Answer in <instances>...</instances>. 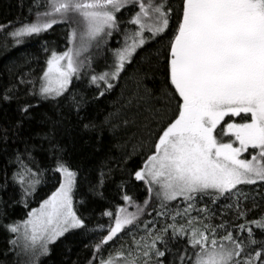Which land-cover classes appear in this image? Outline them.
I'll list each match as a JSON object with an SVG mask.
<instances>
[{
	"label": "snow or ice",
	"instance_id": "1",
	"mask_svg": "<svg viewBox=\"0 0 264 264\" xmlns=\"http://www.w3.org/2000/svg\"><path fill=\"white\" fill-rule=\"evenodd\" d=\"M129 5L138 6V11L127 21L136 28L124 31L123 44L113 50L112 63L101 73L90 72V83L98 89L103 85L99 96H104L134 62L138 50L155 41L162 46L145 49L141 60L149 63L154 75H159V95L144 84L149 74L142 73L137 79L135 100L174 102L175 111L159 128L153 150L143 165L130 174L135 181L146 185L147 198L141 205L124 194L123 201L134 204L135 211L117 207L115 213L103 212L109 218L107 234L92 245L89 264L97 259L99 264H141V258L142 264H165L162 258L172 251L170 242L177 239H185L186 246L183 254L174 255L172 264L177 260L180 264H264V240H258L254 231L264 233V216L246 219L251 209L242 205L249 194L239 187L264 185V0H180L175 9L165 0H147V3L145 0H45L47 10L38 12L35 22L10 33L15 43L20 44L24 37L39 35L65 22L70 14L78 15L83 23L82 31L72 29L69 33L68 40L73 46L63 53L52 51L41 75L19 80L25 86L26 96L49 103L53 110V115L45 114L42 123L46 127L37 135L52 149L55 167L51 171L59 175V186L38 208L28 212L24 221L3 225L14 234L9 243L17 257L22 258L17 264H41V259L50 255L49 246L61 237L74 230H88L74 204L80 169L77 166L74 170L65 159V149L59 146L57 136L67 131L69 115L74 113L83 119L80 112L86 102L71 93L70 85L73 78H80L84 67L91 69V57L86 53L94 43L99 47L102 37L120 31L121 22L116 13ZM174 17L176 23L172 26ZM15 88L17 85L0 94V103L19 99L13 91ZM132 102L130 99L129 104ZM37 107L31 100L20 104L21 118L12 128L0 130V142L7 145L12 138L9 132L19 140L24 122L33 118L32 112ZM155 111L162 115L160 109ZM226 117L240 119L226 120ZM107 122L111 124V120ZM97 127L94 121L83 123L87 132ZM23 143L24 150L17 149L9 161L15 165L11 180L19 186L22 200L35 192L43 175L39 166L33 167L35 161L28 142ZM250 149L253 151L249 152ZM245 153L251 158L245 157ZM105 175L101 170L99 181L89 185L90 191L101 198ZM8 186L5 172L0 191ZM204 197H209L212 204L221 199L231 201L222 208L244 221L235 226L236 235L231 224L223 219L219 224L212 223L216 213L207 204L197 207ZM153 198L158 202V207H153L156 216L172 223L165 222L159 229L148 231L147 239L141 237L143 244L133 237L134 251L130 248L125 252L121 245L115 253L109 252L107 258L100 255L103 246L127 226H138ZM177 200L184 206L173 210L170 204ZM256 207L259 205L253 197L252 208ZM193 212L197 215L193 216ZM224 215L226 212L222 211L220 216ZM100 230L103 231V226ZM245 232L247 236L242 235ZM158 245H163V250Z\"/></svg>",
	"mask_w": 264,
	"mask_h": 264
},
{
	"label": "trees",
	"instance_id": "2",
	"mask_svg": "<svg viewBox=\"0 0 264 264\" xmlns=\"http://www.w3.org/2000/svg\"><path fill=\"white\" fill-rule=\"evenodd\" d=\"M167 4L175 9L180 0H165ZM45 0H0V94L8 88L17 85L13 89L19 99L11 103H0V130L12 128L17 120L21 118L18 106L31 100L33 104H38L32 112V119L24 122V127L19 140L11 132L7 145L0 142V183L3 182L4 173H7L9 186L6 190L0 191V264H17L20 257L12 250L10 239L14 234L8 232L3 225L13 222H22L27 218L28 212L40 206L43 200L47 199L59 186V175L51 171L55 167V157L47 141H43L37 135L42 133L46 127L42 121L45 114L53 115V110L49 103L41 102L31 96L24 94V85L19 84L21 77L34 79L42 74L46 68V60L52 51L61 53L70 47L68 40L72 27L66 23H57L46 32L31 37L22 38L20 44H16L10 35L12 31L26 23H33L37 19V13L44 12ZM39 5V7H37ZM138 8L135 6L126 7L117 13L120 23V31H114L104 43L99 42V47H92L87 56L91 57V69L87 66L81 70L80 78H73L70 91L77 99L83 98L86 102L80 112L83 119H78L73 113L66 121V132H61L57 136L59 146L65 149V159L70 162L73 169L77 166L80 169L78 176L79 186L75 193V208L88 225V230H74L61 237L55 244L50 245V255L41 259V264H89L93 256L92 245L100 241L101 236L107 234L109 218L103 216L104 211H113L117 207H127L129 212L135 211L134 204H125L122 199L124 194L132 197L133 201L143 205L147 198V187L143 182H137L131 177V173L143 165L145 157L153 150L159 128L166 124L173 116L175 103H167L163 100H152L149 102H137L135 97L138 93L137 79L140 74L148 73L144 84L159 95L158 88L160 77L153 74V69L148 62L141 60L145 49L154 50L162 46L155 41L145 45V49L138 50L137 57L131 65L127 66V71L121 74L118 82H113L115 87L106 91L104 96H99V91L95 85L90 83L89 73H101L107 70L108 64L112 63L113 50L123 44L124 31H134L136 26L127 23ZM175 17L170 24L174 26ZM167 41H163L166 43ZM83 59V58H82ZM133 102L129 104V100ZM155 109L162 112L158 114ZM61 111H67L61 108ZM118 113V115H116ZM226 120H239V117L225 118ZM111 120V124L107 121ZM94 121L97 128L92 132L83 129V123ZM114 125V126H113ZM219 131V129H218ZM31 137V139H30ZM223 139L227 140V137ZM23 141H27L34 165L39 166L43 175L41 183L36 186L35 192L22 200V193L19 186L12 183L11 177L15 170V165L9 161L13 159L17 149L24 150ZM105 175L104 186L102 188L103 198L90 191L89 185L99 181L100 171ZM244 192L249 194V199L244 201L242 207L251 209L248 211L246 219L251 221L264 216V185H242L239 186ZM255 198L259 207L252 208V198ZM27 206H25V201ZM81 201H83L81 203ZM223 199L212 204L209 197L197 202V207L208 205L216 213L213 224H219L221 219L231 224V230L236 235L235 226L243 223V220L236 219L235 213L222 208L224 203H230ZM158 207V202L153 198L148 208L145 210L137 222L138 226H127L118 237L103 246L102 255L108 257L109 252L115 253L124 245L123 251L130 248L134 251L133 237L141 244L147 239L148 231L153 228L159 229L165 222L172 223L170 219L157 217L153 207ZM183 208L179 200L171 202L170 207ZM224 211L226 215L220 216ZM148 213H151L149 215ZM193 216L197 215L195 212ZM177 220L184 222L181 217ZM114 224V221H113ZM147 225V229L145 228ZM103 226V231H101ZM256 238L264 240V233L255 230ZM221 234H223L221 230ZM247 236V233H243ZM171 233L169 232V239ZM186 246L185 239H177L170 242L171 252H167L164 260L165 264H172L174 255L183 254ZM163 250V245H158ZM18 251V249L16 250ZM189 254L191 249L189 248ZM143 258H141L142 264ZM99 264V260L93 262ZM154 264V262H153ZM176 264H180L177 260Z\"/></svg>",
	"mask_w": 264,
	"mask_h": 264
},
{
	"label": "rangeland",
	"instance_id": "3",
	"mask_svg": "<svg viewBox=\"0 0 264 264\" xmlns=\"http://www.w3.org/2000/svg\"><path fill=\"white\" fill-rule=\"evenodd\" d=\"M145 2L147 3V0H145ZM130 6H135V5H129V6H126V7H130ZM125 7V8H126ZM135 7H137L138 8V6H135ZM124 9V8H123ZM123 9H121V10H123ZM119 13V12H118ZM116 15H117V13H116ZM42 19H46V18H44V17H42ZM62 23H66L67 24V26H69V27H72V29H76L77 30V32L79 33L80 31H82L83 30V23H82V20H81V18L78 16V15H76V14H70V16H69V18L65 21V22H62ZM146 35H147V33H146ZM106 40H109V37H102L101 39H100V41L99 42H101V43H104ZM94 45H95V43H94ZM94 45H93V47H94ZM73 45L72 44H70V47H72ZM69 47V48H70ZM92 49V48H91ZM91 49H90V51H91ZM89 51V52H90ZM64 52V51H63ZM63 52H61V53H63ZM88 52V53H89ZM59 53V52H58ZM87 54V53H86ZM83 57H81V59H82ZM253 150H249V152H252ZM244 156L245 157H247V158H251L250 156H249V154L248 153H245L244 154ZM74 204H75V201H74ZM38 208V207H37ZM76 209V208H75Z\"/></svg>",
	"mask_w": 264,
	"mask_h": 264
}]
</instances>
